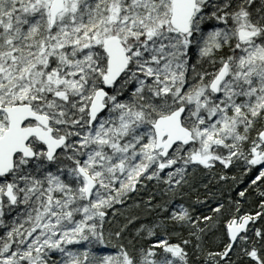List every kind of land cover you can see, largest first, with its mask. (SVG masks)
<instances>
[{"label":"snow or ice","instance_id":"snow-or-ice-1","mask_svg":"<svg viewBox=\"0 0 264 264\" xmlns=\"http://www.w3.org/2000/svg\"><path fill=\"white\" fill-rule=\"evenodd\" d=\"M0 264H264V0H0Z\"/></svg>","mask_w":264,"mask_h":264}]
</instances>
